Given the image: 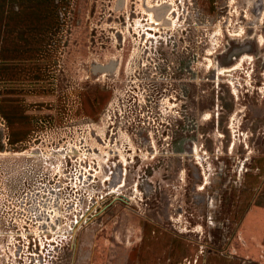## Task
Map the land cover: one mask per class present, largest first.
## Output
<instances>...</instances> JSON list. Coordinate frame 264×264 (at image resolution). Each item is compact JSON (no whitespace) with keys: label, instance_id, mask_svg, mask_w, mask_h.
<instances>
[{"label":"rangeland","instance_id":"374dc122","mask_svg":"<svg viewBox=\"0 0 264 264\" xmlns=\"http://www.w3.org/2000/svg\"><path fill=\"white\" fill-rule=\"evenodd\" d=\"M0 12V264H264V0Z\"/></svg>","mask_w":264,"mask_h":264},{"label":"bare ground","instance_id":"6f19581e","mask_svg":"<svg viewBox=\"0 0 264 264\" xmlns=\"http://www.w3.org/2000/svg\"><path fill=\"white\" fill-rule=\"evenodd\" d=\"M169 4V5H171L172 6V3L171 2H169V1H164V2H162V3H158V4H156V5H154V6H161V5H163V4ZM154 6H149V7H151V8H153ZM151 8H150V11L148 12L149 13V15H150V18H151V20L153 21V23L152 24H149V25H151V26H160V25H165L166 24V21L165 20H163L165 17V19L167 20V22H169L170 21V23L172 22V20H173V18L171 17V11L167 14V16H164V18L163 19H157L156 18V15H155V13H154V11H151ZM170 9H172V8H170ZM164 12L163 11H160V14H163ZM148 18V17H147ZM165 21V22H164ZM138 22L139 23H141L140 22V20H138ZM172 24V23H171ZM150 26V27H151ZM263 41V40H262ZM261 41V42H262ZM261 44V43H260ZM251 55V54H250ZM250 57V56H249ZM240 58V57H239ZM244 58H246V55H244V56H242L239 60H238V63H236V64H233L232 66H229V67H220L219 68V70H220V73H223V72H228V73H231L234 69H236L237 67H238V65L237 64H239V63H241V62H244L243 60H244ZM240 67V66H239ZM236 88V87H235ZM196 153H198V152H196ZM200 155V154H199ZM198 156V155H197ZM104 159V158H103ZM107 177V176H106ZM110 178V177H109ZM207 178V177H206ZM127 179V174H126V178H125V180ZM123 180V179H122ZM121 180V181H122ZM206 180V179H205ZM208 181V180H207ZM206 182V181H205ZM201 184H204V183H201ZM201 187H203V185H201ZM204 188V187H203ZM203 188H201V189H203ZM137 190H139L138 188H137ZM116 193V192H115ZM121 194H122V192L120 191V189H119V191L117 192V197L119 198V197H121Z\"/></svg>","mask_w":264,"mask_h":264},{"label":"water","instance_id":"95a60500","mask_svg":"<svg viewBox=\"0 0 264 264\" xmlns=\"http://www.w3.org/2000/svg\"><path fill=\"white\" fill-rule=\"evenodd\" d=\"M167 9H168V6H166V5H162V6L156 7V8L154 9V11L157 13L156 15H157L158 17H162L163 15L160 14V11L165 12Z\"/></svg>","mask_w":264,"mask_h":264},{"label":"crops","instance_id":"0c3cea01","mask_svg":"<svg viewBox=\"0 0 264 264\" xmlns=\"http://www.w3.org/2000/svg\"><path fill=\"white\" fill-rule=\"evenodd\" d=\"M0 20L2 21V18H1V12H0ZM3 24L5 25V17H4V19H3ZM4 29H5V27H4ZM0 32H1V27H0Z\"/></svg>","mask_w":264,"mask_h":264}]
</instances>
